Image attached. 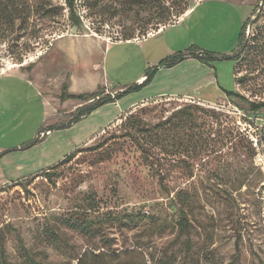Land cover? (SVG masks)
<instances>
[{"label": "rangeland", "instance_id": "374dc122", "mask_svg": "<svg viewBox=\"0 0 264 264\" xmlns=\"http://www.w3.org/2000/svg\"><path fill=\"white\" fill-rule=\"evenodd\" d=\"M236 1L248 11L244 39L221 55L231 30L230 7L220 0H76L77 27L62 0H0V9L17 10L0 15V75L30 77L0 81L2 93L12 89L0 107V148L7 149L0 152V264H24L21 250L50 264H78L84 252L80 264H159L169 255L171 264H264V130L257 118L243 123L236 113L264 103V0ZM189 49L228 57L195 62L236 96L211 105L159 98L122 113L137 101L140 91L133 92L23 149L40 130L68 123L72 114H65L80 101L62 102L63 84L111 95ZM202 67L185 71L202 76ZM198 86L188 84L187 92L199 95ZM75 149L50 181H20ZM89 197V216L101 222L92 240L60 223L85 210ZM130 213L143 219L130 226L107 219Z\"/></svg>", "mask_w": 264, "mask_h": 264}, {"label": "trees", "instance_id": "16d2710c", "mask_svg": "<svg viewBox=\"0 0 264 264\" xmlns=\"http://www.w3.org/2000/svg\"><path fill=\"white\" fill-rule=\"evenodd\" d=\"M63 4L66 6V9L68 10V20L72 24V26L77 27L79 24V18L75 15V1L76 0H62ZM260 1V0H259ZM9 6L3 5L0 9V15L1 17L3 16H8V17H14L16 16L17 10L16 7H12V10L8 8ZM247 26V20L242 24L240 28V32L238 35V40H237V46L241 45L244 39V33H245V28ZM130 38H125L123 41L119 42H129ZM228 57L222 56V57H217L213 53L206 52V51H193L192 49H189L187 53H176L171 56L166 57L165 59H162L157 66L152 67L150 71H147L144 74V80L141 84L134 85L132 87H128L127 89L115 93L113 95L107 94L105 96H101V91L98 89L96 92L92 93H86V94H80V95H70L67 91V85L63 84L61 88V95H60V100L62 102L66 100H77L80 102H87L91 101L89 105H83L80 106L79 108L76 109V111L71 115L68 123L65 124H56L52 127H46L44 130H40L38 133V136L27 143L23 149L29 148L37 144L41 138L39 137L42 134H47L49 132H52L57 129H62L65 127H70L80 121L81 119H84L86 116L90 115L93 111L97 110L98 108L102 107L103 105H108V104H114L117 101H119L121 98L126 96L127 94L133 93V92H139L143 88L147 87L152 79L153 76L155 75L156 71L159 68H169L174 65H177L187 59H194L198 61L199 63L205 64L207 66H211L213 62L222 60V59H227ZM225 95L228 97L236 96V94L231 93V92H225ZM243 113L242 117H240L241 121L243 123H248L251 124L254 119L260 118V113L264 111V103H258V104H250L249 108L244 110L240 108ZM246 130V131H245ZM243 132H247V129H245ZM43 135V137H44ZM258 141L260 139L257 137ZM264 139V134L263 138ZM99 147V146H98ZM97 149V148H95ZM77 149H75L73 152L70 154L64 156L60 161H58L56 164L51 166L50 168L44 169L42 171H39L35 173L34 175L30 176L29 178H22L20 181H31L35 177L43 176L47 180H51L52 176L55 175L56 169L60 165H64L69 163L75 156ZM7 153V152H6ZM20 181L15 182V185H19ZM95 204V199L93 197L88 198V202L86 205V209L82 211H77L75 214H70L68 217L64 218L60 223L62 226H64L67 229L72 230L73 232L78 233L81 236L86 237L88 240H92L96 237L98 234V231L101 226V222L99 219L96 218H91L89 216V212L92 210V206ZM179 220H178V227L180 230H185L186 229V224L187 221L185 219V213L181 208H178L177 210ZM108 221L111 222H117L121 225L125 226H130V225H136V223L140 222L143 219V216L140 214H127L122 217H115V216H108ZM46 237L49 240V242L52 245H55L56 247H60L61 240L59 236L51 231L47 230ZM86 252L82 254V256L78 259V264H80L85 257ZM100 254L96 255V257H99ZM21 256L23 257L24 264H50V263H42V262H37L35 261L29 254L21 250ZM173 260V257L171 255L164 257V259L159 262V264H171ZM1 264H5L4 260L1 261Z\"/></svg>", "mask_w": 264, "mask_h": 264}, {"label": "crops", "instance_id": "0c3cea01", "mask_svg": "<svg viewBox=\"0 0 264 264\" xmlns=\"http://www.w3.org/2000/svg\"><path fill=\"white\" fill-rule=\"evenodd\" d=\"M220 2L225 3L228 5V7H230L229 8L230 9V12H229V14H230V17H229L230 27H229V29L231 30V38L229 39L228 43H225L223 45L224 49H222V51H221V55H223V54L225 55V54H227L226 52L231 51L233 49V47H235L237 37H238L239 32H240V28H241L242 24L247 20L248 11L246 9H244L243 7H241L238 4V1H236V0H231L229 2H228V0H220ZM202 14H205V13H202ZM220 15H222V11H221ZM223 23L227 24V22H223ZM222 26L224 27L223 24H222ZM150 37H152V36L146 37L142 41L147 40ZM62 39H64V38H59V39L55 40L54 42L60 41ZM185 61H187V62H185ZM185 61H184L185 63L181 62L178 65H176V67L171 68V69L160 68L158 70V72L155 73L151 83L147 87H145L143 90H141L139 93H137V101L136 100L131 101V103L128 105V107H126V109H124V111L122 113H124L126 110H128L132 106L139 105V104L146 102L148 100H156L159 98H183V99H189V100L201 102L202 104L211 105L214 102H216L217 100H221L222 97H225V94L223 93V91L225 89L218 86L217 81H215L213 78L212 72L206 73V70L200 64L195 62V60L187 59ZM148 64H150V63H148ZM188 64H192V65L198 66L200 68L202 67L204 75H202V76L197 75V77H196L195 74L194 75L189 74L187 71H185V67H187ZM27 78H30V77L29 76L27 77L26 75L23 76L20 73H17V74L7 73V74H1L0 75V81H2V82L17 81V82H22L25 84V81H27ZM143 80H144V73H141L140 75H138V77L136 79L137 84H141L143 82ZM195 83H196V86L199 85L197 88H199L200 93H199V95L198 94L197 95H190L187 92L188 87H186V86L188 84H190V86L191 85L193 86ZM69 84L70 85H69L68 93L70 95H79V94H86V93L91 92L88 89H86V90L73 89L72 85H71L72 84L71 80L69 81ZM39 90L40 89L34 88V92L36 93V96L39 95V92H38ZM103 90L105 92L104 94H109L108 90H105L104 87H103ZM4 91H5V93H2V91H0V107L4 103H6L4 94L5 95L8 94L7 91L11 92L12 89L5 88ZM42 91H46V90H42ZM111 95H113V94H111ZM67 102H69V101H67ZM75 102H77V101H75ZM119 103L120 102H117L114 105L119 106L118 105ZM43 104L46 105L45 101H43ZM83 105H86V102H84V103L77 102L76 104H73L71 109H69V111L65 115L70 116V114H73L77 108H79L80 106H83ZM102 109H97L95 112L92 113V115H90V117H93V115L102 114V111H101ZM121 114H120V116H121ZM103 118L104 117H102L99 120H103ZM58 119H60V118H58ZM66 119H67V117H66ZM110 122H111V120H110ZM97 133H98V131L95 133L93 132L89 138L92 139ZM53 135H54V132H49L46 135L47 141ZM90 139H88V141ZM4 150L7 151V149L0 148V152L4 151ZM73 151L71 150L69 153H66L65 155H63V157L70 154ZM57 162H54V161L46 162L45 161V163L42 165L43 166L42 168L47 169V168L53 166L54 164H56ZM31 174H33V173H31Z\"/></svg>", "mask_w": 264, "mask_h": 264}, {"label": "built area", "instance_id": "2783aa9c", "mask_svg": "<svg viewBox=\"0 0 264 264\" xmlns=\"http://www.w3.org/2000/svg\"><path fill=\"white\" fill-rule=\"evenodd\" d=\"M237 111H236V113L238 114V117H239V121H241V119H240V117H242V115H243V113H242V111H240V110H238V109H236ZM260 113V118H257L258 120H260L262 123L260 124V127L264 130V111L263 112H259ZM239 124H240V122H238ZM101 131H103V129L101 130ZM48 134V133H47ZM44 134H42V136H43ZM250 140L251 141H253V145H254V147L255 148H257L258 149V141H257V139H255V138H250ZM259 143L260 144H262V142L261 141H259ZM260 146H262V145H260Z\"/></svg>", "mask_w": 264, "mask_h": 264}]
</instances>
